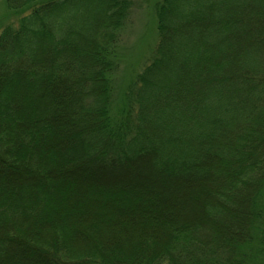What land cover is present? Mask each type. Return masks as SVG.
<instances>
[{
  "label": "trees",
  "instance_id": "obj_1",
  "mask_svg": "<svg viewBox=\"0 0 264 264\" xmlns=\"http://www.w3.org/2000/svg\"><path fill=\"white\" fill-rule=\"evenodd\" d=\"M0 264H264V0H4Z\"/></svg>",
  "mask_w": 264,
  "mask_h": 264
},
{
  "label": "rangeland",
  "instance_id": "obj_2",
  "mask_svg": "<svg viewBox=\"0 0 264 264\" xmlns=\"http://www.w3.org/2000/svg\"><path fill=\"white\" fill-rule=\"evenodd\" d=\"M133 6L119 32L118 67L112 75L113 91L118 94L132 80L150 56L156 43L153 0H132ZM10 13L0 0V27L10 21Z\"/></svg>",
  "mask_w": 264,
  "mask_h": 264
}]
</instances>
